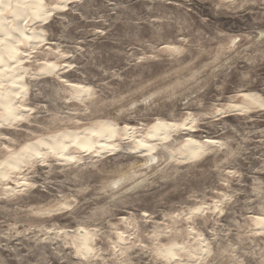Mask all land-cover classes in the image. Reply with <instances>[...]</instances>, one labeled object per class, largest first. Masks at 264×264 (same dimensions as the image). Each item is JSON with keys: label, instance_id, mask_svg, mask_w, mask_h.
<instances>
[{"label": "rangeland", "instance_id": "obj_1", "mask_svg": "<svg viewBox=\"0 0 264 264\" xmlns=\"http://www.w3.org/2000/svg\"><path fill=\"white\" fill-rule=\"evenodd\" d=\"M42 28L43 44L22 47L25 118L0 111V165L103 121L117 150L0 179V264H264V106L241 97L264 103V0H69ZM157 122L175 126L167 140L149 136ZM190 140L217 145L187 159Z\"/></svg>", "mask_w": 264, "mask_h": 264}, {"label": "bare ground", "instance_id": "obj_2", "mask_svg": "<svg viewBox=\"0 0 264 264\" xmlns=\"http://www.w3.org/2000/svg\"><path fill=\"white\" fill-rule=\"evenodd\" d=\"M56 1L58 2L56 6L48 10L45 0H0V111L2 112L3 123L10 124V126L24 119L27 113H24L23 101L28 96L29 86L26 82L28 70L25 67V61L29 54L27 50L23 52L22 47L28 49L32 47L34 50L45 42L46 32L42 27L51 21L55 13L64 11L69 0ZM37 24L40 28H34ZM45 67L41 71L42 74L51 75L59 70V67L52 63H47ZM74 88L81 96L89 94L88 88L80 85H74ZM241 97L249 102L251 107L264 106V103L255 94H244ZM233 108L248 109L237 105ZM174 127L169 123L157 122L151 127L149 136L160 141L167 140L169 131H172ZM119 131L117 125L103 121L81 132L67 130L40 138L25 145L19 152H14L10 160L1 163L0 179L10 180L14 173L16 174L17 171L21 170L23 164H29L30 161L48 155L56 156L63 161H72L77 160L75 156L78 151L83 153L112 151L117 147L115 140ZM129 131L130 128L123 129L126 136L131 134L128 133ZM138 144L148 153L156 149V145L153 143L150 145L142 139L138 141ZM215 145L217 142L214 140H205L202 143L190 140L183 147V151L187 159H197ZM259 223L264 228L263 218H260ZM77 237L80 240V252H90V232L79 230ZM163 253L167 257H175V248H168Z\"/></svg>", "mask_w": 264, "mask_h": 264}]
</instances>
